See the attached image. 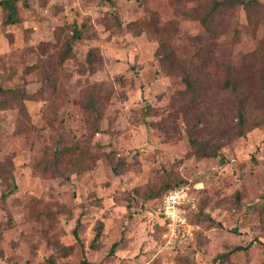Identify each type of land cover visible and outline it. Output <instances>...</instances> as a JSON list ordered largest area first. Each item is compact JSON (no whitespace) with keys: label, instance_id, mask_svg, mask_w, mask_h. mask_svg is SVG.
Instances as JSON below:
<instances>
[{"label":"rangeland","instance_id":"374dc122","mask_svg":"<svg viewBox=\"0 0 264 264\" xmlns=\"http://www.w3.org/2000/svg\"><path fill=\"white\" fill-rule=\"evenodd\" d=\"M210 2L0 6V264H264V0L211 35ZM175 187L181 240L155 214Z\"/></svg>","mask_w":264,"mask_h":264},{"label":"trees","instance_id":"16d2710c","mask_svg":"<svg viewBox=\"0 0 264 264\" xmlns=\"http://www.w3.org/2000/svg\"><path fill=\"white\" fill-rule=\"evenodd\" d=\"M255 0H211L210 2V6H209V11L205 13V15L200 18V23H201V26L202 28L204 29L205 32H207L209 35L213 34L214 33V29L216 28V26L219 25L218 23V19L221 18V15L224 11H226L227 9H230V8H233L237 5H241L243 6L244 8L245 7H248L249 5H251L252 3H254ZM0 6H4L8 11H9V16H8V19L11 20L8 22H12V16L15 12V7H14V4H13V0H2L0 1ZM201 38V37H200ZM202 39H199V41H201ZM68 52V51H67ZM183 74V79H184V85H185V91H188V92H192L194 93L195 92V82L194 80L192 79V74L188 71H185L183 70L182 72ZM226 86L232 84L230 81H226ZM6 92H4V90L0 89V95H4ZM3 100V101H1ZM4 102H5V99H0V104L1 106L3 107L4 106ZM9 104V101L6 103L5 107H7ZM89 107L91 109L94 108V104H93V100L91 99L88 103ZM3 107V108H5ZM241 117V115H240ZM242 118V117H241ZM94 128V127H93ZM191 144L193 146H197V154L198 156H201V157H213L215 155V151H214V148L212 149H209L208 147H205L206 144H204V146H202L201 144L197 143L196 141H191ZM202 146V147H201ZM3 164L0 162V165ZM5 165V164H4ZM5 171L4 173H6L7 175H10L11 176V169L10 167L7 166V164L5 166H3ZM174 188H168L162 196H160V198L158 199V202L157 204L160 203L162 197L170 190H172ZM2 198H5L6 194L5 193H2ZM101 229H102V224H99V226L97 227V230H96V234H95V237H94V241H97L100 237V233H101ZM73 235L75 237H77V234H76V228L73 230ZM115 247V244L112 245V249L113 250ZM246 247H235L233 251H237V250H242V249H246ZM80 264H87V261L85 259H83L81 261Z\"/></svg>","mask_w":264,"mask_h":264},{"label":"built area","instance_id":"2783aa9c","mask_svg":"<svg viewBox=\"0 0 264 264\" xmlns=\"http://www.w3.org/2000/svg\"><path fill=\"white\" fill-rule=\"evenodd\" d=\"M195 207L186 187L168 191L156 207L155 214L161 218L168 234L173 239H184L191 233L187 212Z\"/></svg>","mask_w":264,"mask_h":264}]
</instances>
